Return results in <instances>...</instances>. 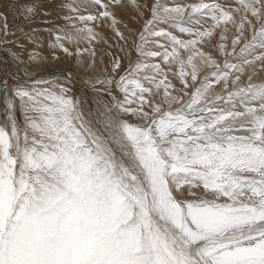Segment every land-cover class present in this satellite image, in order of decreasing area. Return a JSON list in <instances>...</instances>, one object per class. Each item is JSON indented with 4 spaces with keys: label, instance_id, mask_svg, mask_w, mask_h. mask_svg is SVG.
<instances>
[{
    "label": "snow or ice",
    "instance_id": "snow-or-ice-1",
    "mask_svg": "<svg viewBox=\"0 0 264 264\" xmlns=\"http://www.w3.org/2000/svg\"><path fill=\"white\" fill-rule=\"evenodd\" d=\"M129 3L139 58L97 80L121 97L109 89L89 113L69 77L0 81V264H264V0ZM13 6L22 24L0 14V31L36 43L43 3ZM65 6L66 26L44 21L53 59L103 39L96 22L127 43L124 0ZM217 36L222 62L206 51Z\"/></svg>",
    "mask_w": 264,
    "mask_h": 264
},
{
    "label": "rangeland",
    "instance_id": "rangeland-1",
    "mask_svg": "<svg viewBox=\"0 0 264 264\" xmlns=\"http://www.w3.org/2000/svg\"><path fill=\"white\" fill-rule=\"evenodd\" d=\"M21 2H23V0H21ZM37 2L38 3L42 2L43 3V7L40 10V14L36 17V23H34L32 25L33 28L41 29V31L38 34L39 35V40L36 43H33V42L25 39L23 37V35L20 34V33H18L16 36L9 35V36L5 37L4 33L2 31H0V49H1V51H3L6 55H8L11 58V60L15 61L17 64H18V61L16 60L15 56L13 55V53L19 54L21 60L24 61V63H20V66H21L22 70L24 72H31L32 74H36V73L40 72L41 68L38 67L39 64L38 65L36 64L37 61L36 62L35 61H30L28 59L30 54H32L34 52L39 57H43L44 59H47V60H48V58L53 60V58H51L52 57L51 53L53 51L51 45H52V43H54L55 34L54 33H49L47 31H43V29L51 28L53 25L52 24H45L44 21H54L56 25H59V26H62V27L66 26L67 25V21L63 17L69 16V15H74V13H71L69 11V9L65 5L68 4V3H72V2H74L76 4H80L82 2V0H37ZM104 2L107 3L108 0H104ZM139 2L140 3H144L145 0H139ZM147 2L148 3H150V2L152 3L153 0H147ZM162 2L167 3L169 5H174V4L190 5V4L199 3L200 0H162ZM219 2L223 3V4H233V5L235 4V0H219ZM13 5H14V0H0V14H4V15L7 16L8 24H9L11 30H15V28L18 25L22 24V17L17 15L15 17L16 18L15 20H11L8 17L10 12L14 13L15 11H17V8L15 6H13ZM55 9L56 10L59 9V10L56 11ZM81 9H83V10H81V14L82 15H87V13L89 14L90 12L94 14V13H96L99 10L98 8H87V9L81 8ZM134 9L135 8L132 7L131 4L129 3V0H124V7L116 9L118 18L120 19L122 17L123 18L122 21L124 22V24L128 25L127 30L126 31L124 30V32H123L124 36H125V38L127 40V43H125V40L120 39L116 35V33L110 27H108V22H104V23L96 22L92 26H94L95 28L97 27L96 31L97 32L99 31V33L103 34V37H104L103 39H99L98 38L92 44H89L88 41H86V40L80 41V43L78 45H76V44H66V46L69 47L70 50H72L71 52L73 53V55L65 54L62 50H59V49L55 50L56 56L57 57L59 56L60 59L59 58L58 59H54V61L56 60V62H54V63H60V62L61 63L62 62L63 63H68V64H70V66L64 65L65 67L64 66L63 67L64 68H69L71 70H74L75 72H77V74L82 76L80 79L82 81V84L85 86V95L86 96L88 95V99L86 100V102L84 100V97H82V95L79 93V90L74 86V84L71 81H70V87H71V95H73L74 97L79 98V99H81L83 101V108H84V110L86 112L90 113L93 110H95V108L97 107V104H94L95 98H100V96H104L103 98H105L106 100L110 101L111 97L108 95V90L109 89L112 92H114L116 96H118V97L122 96V94L117 89H115L113 86H110V85H107V84L97 83V80H105L109 75L113 74V72H112V64H113V59L115 57H119L122 60V68L119 71V75H123L124 71L128 68V66L131 63L136 62L137 59L139 58V53L136 51L135 44H134L135 30H133V29H136V28H134L129 23V20H133V18H132L133 16H131V15H134V13L136 12V10H134ZM150 16H151L150 12L146 11L144 13V17L145 18H150ZM139 18H140V22H142V24H144V19H142L141 17H139ZM2 24H3V20L0 19V25H2ZM79 26L82 27L83 25L80 24ZM163 27H167V26L164 25ZM129 29H132V31L131 32L128 31ZM141 29H142V27H141ZM232 29H233V30H231L232 32L229 31L226 34L227 36H229L228 37L229 44H230V41H231L233 33L236 31L235 28H232ZM25 30L27 31V29H25ZM168 30L169 31H175L177 35H181L178 30H173L171 28H169ZM104 31H106V32H104ZM129 32L131 34H129ZM228 34H230V35H228ZM247 35L250 36L251 33L248 32ZM183 38L184 39H188L189 37L187 36V34H184ZM5 40L7 42H3ZM214 41H213V45L214 46L208 48V51L213 50V51H210V52L212 54L216 53L217 60L222 62L223 59H224V56H223L222 53L218 54L219 51L215 47L219 43V37L217 36ZM162 43H166V41L162 40ZM83 44H84L85 47L82 46ZM21 45H23V47H21ZM86 46L89 47L88 49L90 51L92 49L95 50L96 55H97V56H95V59L100 57L98 53L101 54L100 62L98 63L99 66L97 65L98 67L96 65L95 66H91V67L89 66L90 63H91L90 60H92V57L89 55V53L86 52L82 56L77 54L76 50L78 48H87ZM121 47L124 48V52H120L119 49ZM151 50L161 51V49L159 47H156V46H153ZM101 51H103V52H101ZM206 51H207V49H206ZM229 51H230V49H229ZM66 56L69 57V58H67ZM73 56H74V58H73ZM65 57L68 59V61H67V59ZM71 58H73V59H71ZM81 60H85V64L84 63H80ZM150 62H156V60H153V61H150ZM5 63L6 62L4 60L0 59V81H9L11 83L13 81L11 80V77H10L9 74H11V71L13 69L10 68L9 65H6ZM39 68H40V71H38ZM173 71L175 72V71H177V69H173ZM170 76H172V73H169V77ZM65 77H67V76H63V75L59 76V78L61 80H63ZM172 78H173V76H172ZM173 79H175V78H173ZM262 79H264V78H262ZM175 83L180 85V82H179L178 79H175ZM26 86H28V85H26ZM2 87H3L2 84H0V112H1L0 118L3 117V109L5 107L4 96H3V93H2ZM88 92H89V94H88ZM102 93H104L105 95L104 94L102 95ZM88 101H90V105L88 104ZM84 104H86V105L88 104V105L86 106ZM88 106H89V108H88ZM86 108H88V109H86ZM129 119H131V118L129 117Z\"/></svg>",
    "mask_w": 264,
    "mask_h": 264
},
{
    "label": "bare ground",
    "instance_id": "bare-ground-1",
    "mask_svg": "<svg viewBox=\"0 0 264 264\" xmlns=\"http://www.w3.org/2000/svg\"><path fill=\"white\" fill-rule=\"evenodd\" d=\"M151 3V2H150ZM60 9V8H59ZM58 9V10H59ZM56 10V9H55ZM54 10V11H55ZM58 10H56V11H58ZM81 10H83V9H81ZM119 10V9H118ZM135 10V9H134ZM83 12V11H82ZM16 13H17V11H15L14 13L13 12H10L9 13V15H8V17L11 19V20H15L16 18ZM84 13V12H83ZM85 14V13H84ZM88 14V13H87ZM129 14V13H128ZM148 14V13H147ZM131 16H133L132 18H133V20H129V23L134 27V28H136V29H133V30H135V33H137L140 29H141V27H142V22H140V16L139 15H137V13L135 12L134 13V15H131ZM121 17V16H120ZM124 17V16H123ZM122 18V17H121ZM120 18V19H121ZM130 18V17H129ZM139 18V19H138ZM126 19V18H125ZM121 20H123V18L121 19ZM125 21V20H124ZM129 24V25H130ZM109 27V26H108ZM120 27H121V31H123L124 32V30L126 31L127 30V28H125L124 27V24H121L120 25ZM131 27V26H130ZM132 27V28H133ZM97 28V27H96ZM99 29V28H98ZM231 30H233V29H231ZM129 31V30H128ZM127 31V32H128ZM99 32V31H98ZM104 32H106V31H104ZM131 32V31H130ZM129 32V34H131ZM232 32V31H231ZM230 32V33H231ZM234 32V31H233ZM126 35V34H125ZM228 35H230V34H228ZM232 35V34H231ZM129 36V35H128ZM219 37V36H218ZM229 37V36H228ZM131 38V37H130ZM230 40V39H229ZM136 41V35H134V42ZM215 42V41H214ZM84 43V42H83ZM229 43V42H228ZM135 44V43H134ZM82 46H84V44L82 45ZM94 46V45H93ZM214 46V45H213ZM212 46V47H213ZM85 47V46H84ZM87 47V46H86ZM216 47V46H215ZM87 48H89V47H87ZM91 49V48H90ZM100 49V48H99ZM210 50V49H209ZM72 51V50H71ZM77 51V50H76ZM75 51V52H76ZM207 51H208V48H207ZM210 51H213V50H210ZM101 52H103V51H101ZM98 53V52H97ZM99 54V56L101 57V54L100 53H98ZM218 54H220L219 52H218ZM88 55V54H87ZM134 55V54H133ZM216 58H217V55H216V53L215 54H213ZM89 56V55H88ZM87 56V57H88ZM97 56V55H96ZM26 57V56H25ZM67 57V56H66ZM65 57V58H66ZM100 57L99 58H97V59H95V64H94V66L96 65H98V63L100 62ZM23 58V57H22ZM52 58V57H51ZM58 58H59V56H58ZM64 58V57H63ZM67 58H69V57H67ZM66 58V59H67ZM73 58H74V56H73ZM73 58H71V59H73ZM83 58V57H82ZM0 59H2V60H4L6 63V65H9V67L10 68H12L11 70V74H9L10 75V77H11V80L13 81V82H15V81H17V80H19V81H21V82H24L28 77H30L31 78V80H37V79H51L52 77H54V76H61V75H63V76H67V77H69V79H70V81L74 84V86L79 90V93L82 95V97H84V100H85V102H86V100L88 99V95L86 96L85 95V86L82 84V81H81V77L82 76H80L79 74H77V72H75L74 70H71V69H69V68H64L65 66L64 65H66V66H70V64H68V63H54V62H56V60L54 61V59L53 60H51V59H49L48 58V60L47 59H43L42 61H37V65L39 64V66L38 67H40L41 68V71H40V68H39V70L38 71H40V72H38V73H36V74H32L31 72H24L23 70H22V68H21V66H20V63L18 62V64L15 62V61H12L11 60V58L8 56V55H6L3 51H1V49H0ZM25 59V58H24ZM60 59V58H59ZM86 59V58H85ZM220 59V58H219ZM76 60V59H75ZM221 60V59H220ZM23 61V60H22ZM59 61V60H58ZM57 61V62H58ZM62 61V60H61ZM67 61H68V59H67ZM72 61V60H71ZM83 61V63L85 64V60H82ZM91 61V60H90ZM36 62V61H35ZM76 62V61H75ZM8 63V64H7ZM26 63V62H25ZM33 64V63H32ZM25 65V64H24ZM29 65V64H28ZM34 65V64H33ZM26 66V65H25ZM35 66V65H34ZM64 66V67H63ZM99 66V65H98ZM97 66V67H98ZM30 67V66H29ZM37 67V66H36ZM47 67V68H46ZM76 69V68H75ZM79 72V71H78ZM34 73V72H33ZM8 74V73H7ZM8 75V76H9ZM4 76V75H3ZM264 76V72H261L257 77H255L254 79H256V80H260V79H262V78H264L263 77ZM6 77V76H5ZM170 78L171 79H173L172 78V76H170ZM8 79V78H7ZM6 79V80H7ZM173 82L175 83V79H173ZM176 84V86L177 87H180L181 85H179V84H177V83H175ZM89 86V85H88ZM90 88V87H89ZM87 89V88H86ZM89 90V89H88ZM88 94H89V92H88ZM92 94V93H91ZM101 94V93H100ZM104 93H102V95H103ZM105 95V94H104ZM99 97V96H98ZM104 96H100V98H103ZM99 98H95V101H94V104H97V100H98ZM103 99H105V98H103ZM106 100V99H105ZM3 103V102H2ZM88 104L90 105V101H88ZM87 104V105H88ZM84 105H86V104H84ZM86 105V106H87ZM92 105V104H91ZM95 106V105H94ZM93 107V106H92ZM91 107V108H92ZM88 108H89V106H88ZM88 108H86V109H88ZM93 110V109H92ZM0 114H1V112H0Z\"/></svg>",
    "mask_w": 264,
    "mask_h": 264
}]
</instances>
